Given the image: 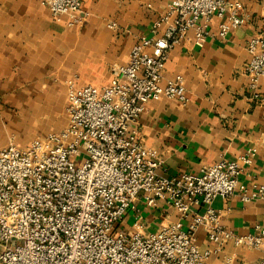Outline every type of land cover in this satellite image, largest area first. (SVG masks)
I'll return each mask as SVG.
<instances>
[{"label":"built area","instance_id":"built-area-1","mask_svg":"<svg viewBox=\"0 0 264 264\" xmlns=\"http://www.w3.org/2000/svg\"><path fill=\"white\" fill-rule=\"evenodd\" d=\"M40 3L54 21L65 16L68 27L82 25L88 15L81 0ZM242 10L238 0H172L150 35L131 47L127 63L113 67L106 86L67 81L63 130L27 148L0 150V264H208L223 243L264 245V214L252 232L237 235L221 226L212 207L236 191L242 202L264 201V185L239 187L250 153L167 178L157 174L158 153L145 146L137 128L149 102L188 101L183 77L164 76L169 52L189 31L203 45L213 35V19L215 34L226 38L245 23ZM247 51L248 86L257 96L264 84V35L251 38ZM138 198L148 207L164 202L179 219L144 233L137 211L135 231L126 232L122 224ZM199 227L213 247L197 245Z\"/></svg>","mask_w":264,"mask_h":264},{"label":"crops","instance_id":"crops-1","mask_svg":"<svg viewBox=\"0 0 264 264\" xmlns=\"http://www.w3.org/2000/svg\"><path fill=\"white\" fill-rule=\"evenodd\" d=\"M40 1L0 0V150L9 144L27 148L33 140L63 130L69 119L67 81L106 86L113 67L127 63L131 47L140 36L150 35L153 21L172 0H81L88 15L76 27H68L65 16L54 21ZM238 1L245 18L241 27L221 39L213 19V35L203 45L195 44L189 31L169 52L164 76L183 77L188 101H151L139 117L138 136L157 151L160 176L199 174L204 166L250 153L252 163L240 175L239 187L264 185V84L254 96L245 70L249 40L264 35V0ZM134 204L124 227L136 221L137 211L144 233L179 219L162 201L148 207L138 198ZM212 207L221 226L237 235L262 223L264 201L242 202L239 191L216 198ZM135 229L130 224L127 232ZM195 236L201 249L213 247L203 227ZM261 261L264 245L254 249L226 242L208 264Z\"/></svg>","mask_w":264,"mask_h":264},{"label":"rangeland","instance_id":"rangeland-1","mask_svg":"<svg viewBox=\"0 0 264 264\" xmlns=\"http://www.w3.org/2000/svg\"><path fill=\"white\" fill-rule=\"evenodd\" d=\"M127 220H130V219H127ZM130 224H132V225L136 224L135 219H134V223H129V224H127L125 227L123 226L122 228L127 232V230L129 231Z\"/></svg>","mask_w":264,"mask_h":264}]
</instances>
